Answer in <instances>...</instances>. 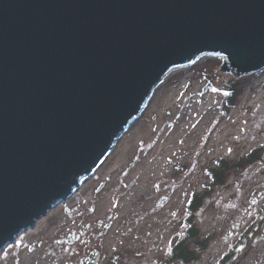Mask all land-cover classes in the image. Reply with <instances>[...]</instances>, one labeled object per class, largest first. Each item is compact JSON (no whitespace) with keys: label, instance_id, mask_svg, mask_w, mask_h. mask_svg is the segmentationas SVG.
I'll list each match as a JSON object with an SVG mask.
<instances>
[{"label":"water","instance_id":"water-1","mask_svg":"<svg viewBox=\"0 0 264 264\" xmlns=\"http://www.w3.org/2000/svg\"><path fill=\"white\" fill-rule=\"evenodd\" d=\"M203 56L232 78L264 69V0H0V253L91 176L170 71ZM263 216L226 264L264 240Z\"/></svg>","mask_w":264,"mask_h":264},{"label":"rangeland","instance_id":"rangeland-1","mask_svg":"<svg viewBox=\"0 0 264 264\" xmlns=\"http://www.w3.org/2000/svg\"><path fill=\"white\" fill-rule=\"evenodd\" d=\"M221 64V58L203 56L189 67L173 70L166 75L163 87L159 89L162 94L158 92L155 99L173 93L174 102L178 103L181 98L191 94L193 98H199L195 102L197 110L211 101V120L204 133L195 134V142L187 151H182L180 157L172 156L166 161L167 176L154 183L148 194L141 197L127 215H120V203L128 186L127 177L137 162L151 150L150 146L153 147L167 125L160 131L158 128L153 130V144L144 140L134 143L132 154L128 156L130 159H120V162L128 164L116 171L119 162L116 155L118 141L110 155L104 158L97 170L83 181L66 203L59 204L39 221L35 230L22 234L15 245L8 246L2 252L3 260H0V264H71V261L76 260L71 257V248L67 249L66 240L63 243H59V240L67 239L71 233L70 226L78 223V230L89 225L88 248L101 253L100 264H176L178 260L175 253L178 254L180 245L194 254L198 262L203 259L205 264H212L223 258L227 254L223 256V253L228 252V249L232 250L235 244L227 237L228 231L242 208L249 205L250 200L259 192L264 191V69L232 78L230 73L218 72ZM191 96L186 98L183 105L178 106L185 113L186 119L196 112L190 106L186 108ZM242 98L247 99L240 115L249 117L251 122L247 120L246 124L253 130L252 133H246L240 128L237 130L239 135L228 136L229 142L219 146H223L222 154H215L218 148L215 143L210 152L212 137L218 134L220 125L238 107ZM157 113L154 108L141 113L132 125L139 122L144 129L150 128L156 125ZM201 114L198 112V119L203 116ZM180 118L168 126L169 129L178 125ZM235 122L231 127L233 129L239 127ZM253 150L260 151L261 158L250 165L236 168L240 163L238 160L244 161ZM105 160L109 165H105ZM224 167L227 171L224 173L223 185L212 187L213 175H217V171ZM212 170L213 173H210ZM108 172L111 175L106 178ZM101 185V189L96 192ZM211 187L212 190H209ZM127 193L130 194V190ZM148 197L152 200V206L145 212L141 207L144 208ZM198 197H201V206L196 205ZM191 198L189 205H186ZM149 218L152 221L147 223ZM191 227L197 231L194 240L188 237ZM197 242L206 243V248L201 250ZM31 246L34 247L32 252L29 250ZM245 256L244 250L236 263L232 264H249L248 260L257 259V247L250 251L247 259Z\"/></svg>","mask_w":264,"mask_h":264},{"label":"bare ground","instance_id":"bare-ground-1","mask_svg":"<svg viewBox=\"0 0 264 264\" xmlns=\"http://www.w3.org/2000/svg\"><path fill=\"white\" fill-rule=\"evenodd\" d=\"M167 76H165L162 80L163 82H161L153 90V92H152L153 94H151L152 95L151 99L149 98L150 100H148L149 102H148L147 106L144 107L145 109H143L142 110L143 112H141L143 114V113H145L148 110H151L153 108L156 109V111L158 112L156 125H153L150 128L147 127L146 129H144V127H142V125H140L139 122L135 123V125H132L136 121L135 120L130 125L131 128H129V130L126 133L125 132L123 133V135L124 134L125 135L123 136L122 139H119L118 140L119 143H117L118 144L117 145L118 150H117L116 155L119 158V160H118L119 162L117 165L118 167L116 166V169H115L116 171H118L117 168L125 167L128 164V162H125V163L120 162V159L124 158V160H121V161H128L130 159V158H128V156L130 154H132L131 152L133 150L134 143H137V141H139V140H144L148 144H151L153 142V136H152L153 130L155 128H158V130L160 131V129H162L163 127H165V125H167L166 129L164 130V133H161L162 135L160 136V138L158 140H156V143H154L153 147L150 146L151 150L148 151V153L146 154L145 157L143 156L141 161L137 162L138 163L137 165L135 164L136 165L135 168L130 172L129 176L127 177L128 179L126 182H127L128 186L124 190L123 198H122L121 203H120V207H121L120 215H122V216L127 215L131 211L133 205L136 202H138L141 197L146 196L148 194V192L150 191V189L152 188L154 183L162 180L163 178H165L167 176L168 173L165 170L166 161L172 156L180 157L181 154L183 153L182 151H184V150L187 151L190 148V146L193 145V143L195 142V140H194L195 134L204 133L203 131H204L205 127L208 126L209 121L211 120V111H212V110L210 111V109L212 107L211 101L210 102L207 101L208 102V103L206 102L207 104L202 105V107H200L201 109L197 110L196 109L197 103H195V102L199 101V98H193L191 96V94L181 98L180 101L178 100L179 101L178 103L174 102L175 98H174L173 93H171L169 95H167V93H166V95L164 97H162L160 99L157 98L158 100H156L155 98L157 96V93L159 92V89L161 88L162 84H164ZM159 93H161V92H159ZM161 94L159 95L160 97H161ZM188 96H191V101H190V103H188L189 105L186 106V108H188L190 106L196 112L192 117H189L186 119L185 113H183V110H181V108L179 110L178 106L183 105ZM194 96H195V94H194ZM246 99L247 98H242V101L240 102L238 107L230 112V115L227 116L228 118L220 125V127L218 126L219 127V130H217L218 134H215L212 137V140L210 143L211 144V146L209 147L210 152L213 150L212 144L215 143L218 146V148L215 151V154H218V155L222 154L223 153V150H222L223 146L221 148L219 146L222 144H227L229 142V140L227 139L228 136L230 137V135H235V134L239 135V132L237 130H239L240 128H242V130L244 129L246 131V133H252L253 130H251L249 128V126L246 124V121L249 120L248 119L249 117L247 118L244 115H240V111L243 110L241 108L243 106V103L246 101ZM183 108H185V107H183ZM198 112L203 114V116L200 119H198V117H197ZM139 117H140V115H139ZM180 117H182L183 119H181ZM177 118L181 119L179 124L172 127L171 129H169L170 127H168V126H170L172 123H174L177 120ZM237 119H239V121H237ZM240 120L243 121L242 125H240ZM234 121H236L235 123L239 126L237 129H233L234 127L231 128ZM141 129L143 131L139 132V130H141ZM155 139H156V137H155ZM209 151H207V152H209ZM107 155L105 157H107ZM141 155H143V154H141ZM106 163H107V161H106ZM108 163L105 165H109ZM107 167L109 169V166H107ZM104 168H102V169H104ZM110 175H111V172H108V176L106 178H109ZM185 183H186V181H185ZM115 190L113 192H116ZM127 190H130V194L127 193ZM120 194H122V193H120ZM114 195H115V193H114ZM118 196L120 197V195H118ZM151 206H152V200L149 199V197H148L147 203L144 205V208L141 207L142 211H145V212L148 211V209H150ZM151 221H152V218H149L147 223H150Z\"/></svg>","mask_w":264,"mask_h":264},{"label":"flooded vegetation","instance_id":"flooded-vegetation-1","mask_svg":"<svg viewBox=\"0 0 264 264\" xmlns=\"http://www.w3.org/2000/svg\"><path fill=\"white\" fill-rule=\"evenodd\" d=\"M256 196H260V197H264V191L262 190V192H259ZM71 197V196H70ZM69 197V198H70ZM250 206L247 205L245 207V209L240 213V215L242 216L245 212V210ZM254 207H251V209L249 211H251ZM264 214V199H263V202H262V205L261 207L259 208L258 210V213L256 214H248V218L251 219V223L252 225L249 226L251 227L250 229H243L241 230L240 232H238V234H236V237L234 239L233 244H237L239 241H241V244L239 246H241L243 243H244V240L247 238L249 232L252 230L254 224L257 222V220L259 219L260 216H262ZM44 219V218H43ZM235 222V221H234ZM39 223V222H38ZM113 223V222H112ZM112 223H111V226H112ZM264 223V216L262 217V220L259 222V226H261L262 224ZM79 226V223L76 224L75 226H70L69 228V232L71 231V233H69V236L67 239H60L59 240V243H63L66 242L68 243V245H66L67 249H70L71 248V257L72 258H75L76 260H73L71 261V264H81V261L83 259H85L86 257H88L92 252H95L97 253L98 255V262L97 264H100V260H101V253L95 251V249H93L92 251H90V249L88 248V242H89V238H87V234H88V231H89V225H86V226H83L82 230H78ZM248 227V228H249ZM33 231V230H31ZM29 232V231H28ZM27 232V233H28ZM235 233V232H234ZM23 234H26V233H23ZM257 234H259V230L256 231L254 233V235L248 240V243H247V247L244 249L246 251V256L250 253V251L253 249L250 244L252 243L253 239H254V236H256ZM22 235V234H21ZM19 235V237L21 236ZM19 237L16 239V242L14 244H11V245H15L19 239ZM198 241V240H197ZM200 244H202L203 242H199ZM9 245V246H11ZM238 246V247H239ZM8 247V246H7ZM6 247V249H7ZM180 254H184L183 257H178L177 258V263L176 264H189L188 262L190 261L189 257H188V254L190 253L189 250H186L184 249L183 245H180ZM257 249L259 250L260 248L264 249V240L263 241H260L258 244H257ZM5 249V250H6ZM34 249L33 246L29 247V250L30 252H32ZM4 250V251H5ZM243 250V251H244ZM3 251V252H4ZM83 252V253H82ZM85 252H88L85 253ZM249 252V253H248ZM1 255H2V252L0 253V260L2 261L3 260V257L1 258ZM88 255V256H87ZM245 256V257H246ZM260 258V259H259ZM169 262H171V260L169 259L168 260ZM167 263V262H166ZM165 263V264H166ZM218 262L214 263V264H217ZM254 264H264V254L259 256L255 263Z\"/></svg>","mask_w":264,"mask_h":264},{"label":"trees","instance_id":"trees-1","mask_svg":"<svg viewBox=\"0 0 264 264\" xmlns=\"http://www.w3.org/2000/svg\"><path fill=\"white\" fill-rule=\"evenodd\" d=\"M256 150H253L252 152H251V154L244 160V161H242V160H238V161H240V163H238L237 165H236V168H242L244 165H250V164H252L253 163V161H255V160H258V159H260L261 158V154H260V151H257V152H255ZM242 161V162H241ZM227 171V168L226 167H224V169L223 170H221V171H217L218 172V174L217 175H213V179H214V182H213V185H212V187L213 186H216V185H223V183H224V178H225V175H224V173ZM210 173H213V170L210 172ZM215 178H216V181H215ZM212 187H211V189H209V190H212ZM210 188V187H209ZM193 198H195V196L193 197ZM191 200H192V198L187 202V204L186 205H189V203L191 202ZM197 206H201L202 205V201H201V197H198V199H197V204H196ZM196 208V207H195ZM193 210V209H192ZM191 210V211H192ZM197 236V231L194 229V227H191L190 229H189V231H188V237L190 238V239H195V237ZM198 243V242H197ZM199 244V243H198ZM241 244V241H239L237 244H235V246L233 247V249L232 250H230L229 249V251L227 252V254L217 263V264H226V262L230 259V258H232L233 257V255H234V251L237 249V247L239 246ZM201 250H204L205 248H206V243H202V244H199V246H198ZM180 251L181 250H178V254L176 255V253H175V256H176V258H178V257H183L184 256V254H180ZM241 254H242V252L241 253H239V257L241 256ZM188 257H189V259H190V261L188 262L189 264L190 263H192L195 259H196V257L194 256V254H192V253H189L188 254ZM234 263H236V262H234Z\"/></svg>","mask_w":264,"mask_h":264},{"label":"built area","instance_id":"built-area-1","mask_svg":"<svg viewBox=\"0 0 264 264\" xmlns=\"http://www.w3.org/2000/svg\"><path fill=\"white\" fill-rule=\"evenodd\" d=\"M264 254V249H262V248H260L259 250H258V256H257V258L259 257V256H261V255H263ZM260 259V258H259ZM249 261V260H248ZM247 261V263H249V264H254L255 263V261H256V259H253L252 261H250V262H248ZM195 264H205V261L202 259L201 261H197ZM212 264H214V262L212 263Z\"/></svg>","mask_w":264,"mask_h":264}]
</instances>
